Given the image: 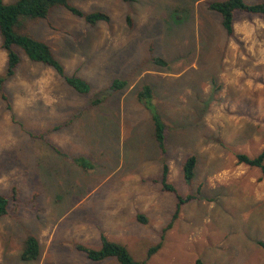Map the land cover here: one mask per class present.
Returning a JSON list of instances; mask_svg holds the SVG:
<instances>
[{"label":"rangeland","instance_id":"obj_1","mask_svg":"<svg viewBox=\"0 0 264 264\" xmlns=\"http://www.w3.org/2000/svg\"><path fill=\"white\" fill-rule=\"evenodd\" d=\"M214 1L227 0L73 1L86 15H109L95 27L65 8L48 20L25 19L23 32L47 43L66 75L85 80L91 93L78 94L20 52L5 84L12 111L0 95V195L12 198L0 218V264H119L76 249H100L102 234L147 264H264V180L236 158L264 149V17L237 13L229 37L208 9ZM1 45L0 37V77ZM157 57L167 66L153 63ZM118 79L128 86L107 93ZM144 85L167 125L164 155L138 101ZM101 93L102 104L90 107ZM191 156L197 167L187 183ZM80 158L93 169L80 167ZM164 162L178 195L197 199L148 258L177 208L176 196L152 182ZM28 236L40 244L36 262L21 260Z\"/></svg>","mask_w":264,"mask_h":264},{"label":"trees","instance_id":"obj_2","mask_svg":"<svg viewBox=\"0 0 264 264\" xmlns=\"http://www.w3.org/2000/svg\"><path fill=\"white\" fill-rule=\"evenodd\" d=\"M76 0H17L14 3H6L0 0V37L2 41V49L7 54V65L4 74L0 77V95L7 104V109L12 111V104L8 94L5 91V84L13 78L18 68L21 65V54L23 52L26 57L33 63L42 64L55 71V73L64 81V83L80 95L87 96L91 93L90 84L77 75L68 76L62 64L55 58L51 47L33 36L24 33V21L29 19L48 20L52 11L55 8H65L74 16L83 18L85 22L95 27L100 22L110 23L111 18L108 14L103 12H94L91 14H84L81 10L74 7L71 3ZM129 3L132 0H122ZM208 9L218 13L222 18V26L229 37L235 35V16L237 13H242L251 16L264 17V2L257 4H247L244 0H227L214 1L208 4ZM129 25L132 22L128 19ZM153 63L165 67L167 62L160 57L154 58ZM128 86L125 80H115L107 93L123 91ZM101 93L97 95L99 98L90 99V107H96L104 101ZM138 101L142 103L145 108L151 113L154 127V138L159 145L162 154H166L165 146L167 125L163 117L157 111L154 104V91L150 85H144L137 94ZM72 124V120L63 124L59 128L67 127ZM58 128V129H59ZM33 138H37L32 136ZM237 161L239 164L246 165L250 168L260 169L262 173L261 179L264 180V149L255 157H250L246 154H237ZM76 163L85 170H92L93 167L88 165V161L84 159H77ZM197 167V157H189L184 166L183 173L187 183H191L195 176ZM170 168L164 162L162 174L159 179H153L154 184H160L163 192L172 193L177 198V208L172 216L171 221L163 231L161 242L150 248L148 251V258L156 254L163 245L165 233L171 230L178 220L181 209L184 205L197 199L195 195L181 197L178 195L176 187L169 182ZM200 192V189H199ZM17 200V195H14ZM12 205V198L0 195V218L9 214L10 206ZM138 222L147 224L148 220L143 215H138ZM101 248L98 250L87 248L83 245H77L76 249L83 253L86 258L93 262H102L104 260L114 258L119 264H147L145 261H136L131 256L127 248L117 242L110 241L105 235H101ZM260 246L264 249V243L260 242ZM41 255V248L38 240L33 236H28L24 242L21 254V260L25 263L36 262ZM196 264H204L202 260H197Z\"/></svg>","mask_w":264,"mask_h":264}]
</instances>
